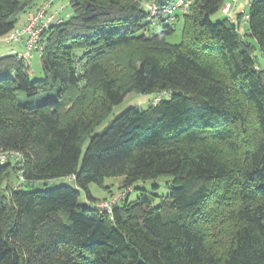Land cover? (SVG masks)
<instances>
[{"label":"trees","instance_id":"obj_1","mask_svg":"<svg viewBox=\"0 0 264 264\" xmlns=\"http://www.w3.org/2000/svg\"><path fill=\"white\" fill-rule=\"evenodd\" d=\"M143 1L172 0H69L41 34L39 79L0 56V150L23 154L0 163V264H264V0L246 20L258 55L240 14L213 19L225 0L177 16V43ZM37 6L0 0V37ZM132 91L162 97L94 132ZM107 176L130 191L168 176L169 192L125 193L108 212L88 190ZM63 177L74 186H47Z\"/></svg>","mask_w":264,"mask_h":264},{"label":"rangeland","instance_id":"obj_2","mask_svg":"<svg viewBox=\"0 0 264 264\" xmlns=\"http://www.w3.org/2000/svg\"><path fill=\"white\" fill-rule=\"evenodd\" d=\"M41 1L42 0H37V3L39 4V2H41ZM241 2H242V0H240V3ZM61 5H64L63 14L70 16L72 14V9L70 7L69 0H55L53 5H52V8L55 9ZM40 6H42V4L37 6V8H39ZM244 7L248 11V6H244ZM32 8L33 7L29 8V9H32ZM29 9H27L26 11H28ZM23 14H25V12L22 13L21 16ZM224 17H225V15L220 13V11H219L215 14L213 19H215V18L220 19V18H224ZM237 22L239 24L238 27H239V33H240L241 37L252 45L254 55H258V50L256 49L254 39L247 34V22L242 20V19L237 20ZM171 23H172V26L174 28V33L168 37V40L170 42L177 43L181 39L182 21H181V19H177V20L171 21ZM160 29H161V26L159 24L155 25L154 31H159ZM16 44H18V43L0 42V56L9 54L8 50L11 47H14ZM24 61H25L26 65H28V73H29V76L31 79H39L42 77L43 73H42L41 57L37 52H35L32 57L25 58ZM257 63H258V66L264 70V59L262 57L258 58ZM154 96H155V93H152V92H148V93H138L135 91L129 92L119 103L115 104L112 107L110 112L101 121V123L95 127L94 132H100L106 126V124L111 119L114 118L115 115L122 112L123 110H125L128 107L133 106V107H136L139 109L146 108L152 102ZM168 179H169L168 176H161L157 180H147L144 182L137 181L133 185V187L134 188L136 187V189H134L132 187L133 189H132V191H130L131 187L123 188V189L121 188V181H122L121 177L107 176V177L103 178V181H102L103 186H100L99 184L92 182V183H89L88 190L93 195V197L97 198V201H98L97 203H101L103 201L111 200L114 197L124 196L125 193H126V195L128 193V196H127L128 200H133L142 191L146 192L150 196L151 195H156V196L167 195L169 192V188H168V184H167ZM15 181H17V179H14L13 181H11V183H14ZM61 183H68L71 186H74L73 181H71L70 178H65V177L56 179L53 182L48 183L47 186L58 185ZM155 183L158 186H153V184H155ZM41 186L42 185H35L33 187L31 186V187H27V188L28 189H34L36 187H41ZM79 191H80L79 201L81 203L89 204V201L86 198L85 191L83 189H80ZM128 191H130V192H128ZM156 202H157V200L154 201V203H156Z\"/></svg>","mask_w":264,"mask_h":264},{"label":"built area","instance_id":"obj_3","mask_svg":"<svg viewBox=\"0 0 264 264\" xmlns=\"http://www.w3.org/2000/svg\"><path fill=\"white\" fill-rule=\"evenodd\" d=\"M54 1L55 0H45L42 6L31 12L24 22L18 24L10 32L0 37V42L22 44V50L11 48L9 50L10 54L15 55L17 59L32 57L35 52L41 55L44 48V43L41 40L42 32L51 24L59 23L63 18L68 16L63 14L64 5L55 9L52 8ZM194 1L195 0H172L166 4H158L154 1H143L142 5L147 12L149 20L155 25L160 21L171 23L177 16L187 13ZM252 1L253 0H246V6H249ZM220 11L227 19L233 22L236 21L237 14H240L244 21L248 19V11L242 6L240 0H225ZM76 66H79V62H76ZM161 97L162 94L155 95L152 103H156ZM10 158L18 161V166H20L23 154L14 149L0 150V163H4ZM18 177L20 182L22 180V174L19 173ZM52 181L54 180H48V182ZM121 197L122 196L114 197L111 200L103 201L97 205L102 210L111 212L113 204Z\"/></svg>","mask_w":264,"mask_h":264},{"label":"crops","instance_id":"obj_4","mask_svg":"<svg viewBox=\"0 0 264 264\" xmlns=\"http://www.w3.org/2000/svg\"><path fill=\"white\" fill-rule=\"evenodd\" d=\"M44 1H45V0H42L41 2H39L38 6L41 5V4H43ZM241 4H242V6H246V0H242ZM35 9H36V7L33 8V9L28 10L27 12H25V14H23L22 16H20V19H19V21H18V24L24 22L25 19L27 18V16H28L31 12H33ZM239 22H240V21H239ZM11 48H16V49H18V50H22V49H23V46H22L21 43H18V44H16L14 47H11ZM11 48H10V49H11ZM10 49H9V50H10ZM9 50H8V51H9Z\"/></svg>","mask_w":264,"mask_h":264}]
</instances>
